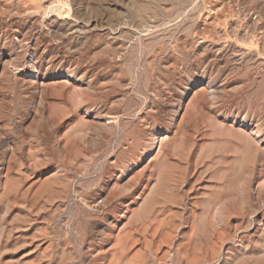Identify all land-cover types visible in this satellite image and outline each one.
Returning <instances> with one entry per match:
<instances>
[{"label": "rangeland", "instance_id": "obj_1", "mask_svg": "<svg viewBox=\"0 0 264 264\" xmlns=\"http://www.w3.org/2000/svg\"><path fill=\"white\" fill-rule=\"evenodd\" d=\"M0 264H264V0H0Z\"/></svg>", "mask_w": 264, "mask_h": 264}, {"label": "bare ground", "instance_id": "obj_2", "mask_svg": "<svg viewBox=\"0 0 264 264\" xmlns=\"http://www.w3.org/2000/svg\"><path fill=\"white\" fill-rule=\"evenodd\" d=\"M215 7H216V6H215ZM217 19H218V18H217ZM243 50H244V49H243ZM244 51H245V50H244ZM248 54H249V53H248ZM251 54H252V53H251ZM166 138H167V137H166ZM166 138H165V139H166ZM162 139L164 140V137H163Z\"/></svg>", "mask_w": 264, "mask_h": 264}]
</instances>
